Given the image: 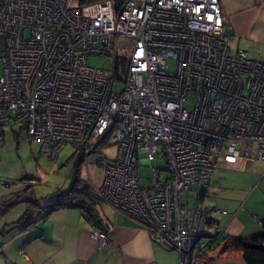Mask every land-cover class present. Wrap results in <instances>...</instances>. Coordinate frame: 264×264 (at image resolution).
Here are the masks:
<instances>
[{
    "label": "built area",
    "instance_id": "built-area-1",
    "mask_svg": "<svg viewBox=\"0 0 264 264\" xmlns=\"http://www.w3.org/2000/svg\"><path fill=\"white\" fill-rule=\"evenodd\" d=\"M0 67V144L19 126L51 161L71 143L81 163L113 143L96 161L100 202L144 221L178 264L219 244L224 229L205 238L207 212L187 204L191 185L207 187L221 154L264 160V62L231 51L219 0H0ZM156 160L139 186L137 164ZM89 225L109 246L113 225Z\"/></svg>",
    "mask_w": 264,
    "mask_h": 264
},
{
    "label": "crops",
    "instance_id": "crops-1",
    "mask_svg": "<svg viewBox=\"0 0 264 264\" xmlns=\"http://www.w3.org/2000/svg\"><path fill=\"white\" fill-rule=\"evenodd\" d=\"M219 5L231 51L243 49L252 59L264 62V0H219ZM45 157L40 142L27 140L19 126L5 131L0 144V181L11 183L0 185V229L16 227L0 235V264H178L177 253L157 243L144 221L103 202L96 208L102 221L113 225L110 245L105 248L97 247L80 208L58 207L43 216L44 208L54 200L43 205L26 197L30 181L43 170ZM187 204L207 212L205 238L213 234L214 224L224 229L222 239L260 232L264 160L221 154L207 187L191 185ZM17 206L20 212L3 220ZM222 243L204 253L200 264H245L240 252L226 253Z\"/></svg>",
    "mask_w": 264,
    "mask_h": 264
},
{
    "label": "rangeland",
    "instance_id": "rangeland-1",
    "mask_svg": "<svg viewBox=\"0 0 264 264\" xmlns=\"http://www.w3.org/2000/svg\"><path fill=\"white\" fill-rule=\"evenodd\" d=\"M88 65L90 67L103 68L105 64L103 58L99 56H91L88 59ZM174 62L168 63V71L173 72ZM1 72V67H0ZM122 89V83L116 81L113 86V91H120ZM219 125L212 123L210 126L211 130H218ZM74 151V145L69 143L63 147L58 153L55 160H50L45 157V163H43V170L38 174L35 180L30 181L29 190L27 197L29 200L36 199L43 205L49 204L57 198L60 192L67 190L72 182L75 174L84 181H86L94 190L100 185L102 179V169L96 164L98 158H105L113 160L116 152V147L113 143L109 145H100L92 153H90L85 162L77 163L76 159L72 156ZM62 157V160L59 159ZM140 157H143L140 155ZM141 159V158H140ZM161 168L163 162L156 160L151 165L148 164H137V178L139 186L146 187L149 184L151 177L150 167ZM25 198V199H26ZM100 201V200H99ZM20 207L17 206L15 209L8 212L3 216V220H7L10 214H17L20 212ZM1 235V234H0Z\"/></svg>",
    "mask_w": 264,
    "mask_h": 264
},
{
    "label": "trees",
    "instance_id": "trees-1",
    "mask_svg": "<svg viewBox=\"0 0 264 264\" xmlns=\"http://www.w3.org/2000/svg\"><path fill=\"white\" fill-rule=\"evenodd\" d=\"M96 1L100 0H77V4L85 5ZM112 1L115 7H118L123 3L124 0ZM99 203L100 201L90 184L80 179L78 175L75 174L69 188L63 192H60L56 200L44 208L43 216H46L48 213L58 207H78L82 210V213L88 222H92L95 224L96 228L102 229L104 222L102 221L98 209L96 208ZM31 224L32 223L27 224L26 227H29ZM4 231L5 228L2 230L0 229V234H3ZM221 243L223 244L222 249L226 253L240 252L245 264H264V224H262L260 232L252 236L246 238L225 237V239H221L217 246H219Z\"/></svg>",
    "mask_w": 264,
    "mask_h": 264
},
{
    "label": "water",
    "instance_id": "water-1",
    "mask_svg": "<svg viewBox=\"0 0 264 264\" xmlns=\"http://www.w3.org/2000/svg\"><path fill=\"white\" fill-rule=\"evenodd\" d=\"M16 227V225H11L6 228L5 232L8 233L9 231L13 230Z\"/></svg>",
    "mask_w": 264,
    "mask_h": 264
}]
</instances>
